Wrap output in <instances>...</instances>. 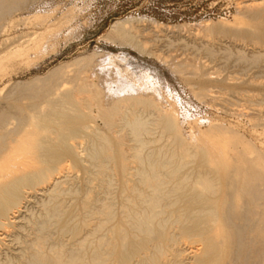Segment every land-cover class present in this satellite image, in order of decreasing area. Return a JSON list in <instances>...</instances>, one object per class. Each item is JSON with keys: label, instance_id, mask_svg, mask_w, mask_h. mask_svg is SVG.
<instances>
[{"label": "bare ground", "instance_id": "bare-ground-1", "mask_svg": "<svg viewBox=\"0 0 264 264\" xmlns=\"http://www.w3.org/2000/svg\"><path fill=\"white\" fill-rule=\"evenodd\" d=\"M44 1L0 0V264H264V144L234 122L193 125L150 78L123 82L107 52L15 79L52 23L40 15V32H9ZM235 8L238 26L222 29L233 41L220 48L234 54L240 76L150 51L205 105L228 92L264 103L249 95L264 89V0ZM141 20L117 19L102 37L135 45L149 28L163 47L187 36L181 46L215 56L201 34L231 27L226 19L133 25ZM245 116L264 129V112Z\"/></svg>", "mask_w": 264, "mask_h": 264}, {"label": "rangeland", "instance_id": "rangeland-1", "mask_svg": "<svg viewBox=\"0 0 264 264\" xmlns=\"http://www.w3.org/2000/svg\"><path fill=\"white\" fill-rule=\"evenodd\" d=\"M241 1L244 0H46L34 6L32 11L21 21L19 19L18 24L21 26L18 25L9 32L10 37L16 36L17 38L21 32H33L36 29L39 31L41 28L39 21L40 23L41 20L44 21L39 17L40 15L43 18L47 17V21L52 23V29H48L49 31L45 34L40 52L34 55L22 70L15 73L14 78L27 80L34 75H43L60 62L69 61L80 54L93 51L101 54L107 52L111 56L108 60L109 65L120 72L119 78L123 82L132 83L136 80L143 84L150 78V81L157 86L160 95L163 96V100L176 108L180 117L190 118L193 125L204 126L212 119L226 123L234 122L247 137L254 138L255 141L264 144L263 127L257 126L253 131L251 127L254 121H250L248 116H245L255 114L257 111L263 113L264 103L255 105L245 102L242 94L228 92L223 95L226 98L225 101L221 100L216 106L205 105L194 96L193 87L191 88L179 74L171 70L169 62L150 53V51H158L164 54L161 55L164 58L180 53L181 55H190L210 63V66L213 67L211 71L213 75L236 74L240 76V63L235 62L234 54L227 59L225 51L220 47L229 46V43L233 41V38L225 34L222 29L238 26L233 21V17L236 3ZM128 16L135 17V20L142 19L133 21V25L136 26H150V23L147 22L150 20H156L167 26L176 24L197 26L203 21L218 22V20L226 19L231 22V27L217 26L201 34V41L203 39L209 41L211 47L218 48L215 56L206 55L201 51L200 46L197 51L187 50L181 46L179 43L182 40H189L185 36L188 32L182 35L185 38L172 39L174 44L169 49L163 47L158 40H150L152 34L149 28L135 38L137 43H134L135 45L115 42L102 37L114 21ZM39 18L41 20L38 21ZM49 33H51L50 36H48ZM246 47L247 49L251 48L250 45ZM101 54L96 55L94 59L96 61L104 59V54L102 56ZM74 67V65L66 67V70L72 73ZM251 73L249 72V74ZM260 80L264 81V79ZM114 84L116 87L117 83ZM249 89L252 90L250 87ZM254 89L253 92L249 91L250 96L258 100L264 97V89L260 84H257ZM229 101L231 105L227 104ZM239 110L240 112H238Z\"/></svg>", "mask_w": 264, "mask_h": 264}]
</instances>
